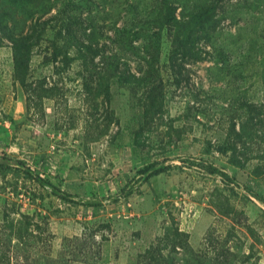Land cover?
Listing matches in <instances>:
<instances>
[{
    "label": "rangeland",
    "instance_id": "374dc122",
    "mask_svg": "<svg viewBox=\"0 0 264 264\" xmlns=\"http://www.w3.org/2000/svg\"><path fill=\"white\" fill-rule=\"evenodd\" d=\"M0 264H264V0H0Z\"/></svg>",
    "mask_w": 264,
    "mask_h": 264
},
{
    "label": "trees",
    "instance_id": "16d2710c",
    "mask_svg": "<svg viewBox=\"0 0 264 264\" xmlns=\"http://www.w3.org/2000/svg\"><path fill=\"white\" fill-rule=\"evenodd\" d=\"M165 171L166 167H162L159 163L153 162L145 166L142 170H140V173L143 175L140 181L145 182L148 178L162 174Z\"/></svg>",
    "mask_w": 264,
    "mask_h": 264
}]
</instances>
